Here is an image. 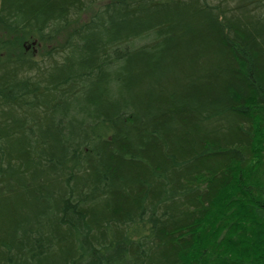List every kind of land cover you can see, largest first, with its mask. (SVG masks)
I'll list each match as a JSON object with an SVG mask.
<instances>
[{"label":"trees","instance_id":"1","mask_svg":"<svg viewBox=\"0 0 264 264\" xmlns=\"http://www.w3.org/2000/svg\"><path fill=\"white\" fill-rule=\"evenodd\" d=\"M0 264H264V0H0Z\"/></svg>","mask_w":264,"mask_h":264}]
</instances>
